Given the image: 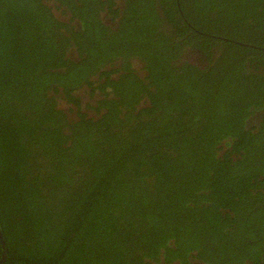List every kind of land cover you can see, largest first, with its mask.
Returning <instances> with one entry per match:
<instances>
[{"label": "trees", "instance_id": "16d2710c", "mask_svg": "<svg viewBox=\"0 0 264 264\" xmlns=\"http://www.w3.org/2000/svg\"><path fill=\"white\" fill-rule=\"evenodd\" d=\"M118 1L0 0L1 264H264V0Z\"/></svg>", "mask_w": 264, "mask_h": 264}, {"label": "rangeland", "instance_id": "374dc122", "mask_svg": "<svg viewBox=\"0 0 264 264\" xmlns=\"http://www.w3.org/2000/svg\"><path fill=\"white\" fill-rule=\"evenodd\" d=\"M117 2H119V1L117 0ZM54 13H55V15H58V16H60L63 19L65 18V15H66V13H65L64 16H62L60 10H58V11L56 10V11H54ZM68 15H69V13L67 14V16ZM107 24H109L108 21H107ZM71 56L76 57V54L73 51H71ZM185 60H187L190 63H198V61H197L198 59L196 58V56H194V54H190L188 52L181 59V61H185ZM134 64H135V69H137L138 73L142 74V72L140 71L139 64H137V63H134ZM200 64H205V63L202 62ZM78 94L81 96L82 101H83V105H82L83 109H82V111L86 112L89 116H94L95 112L92 111L91 108L86 106L85 104L89 103V104L94 106L96 104V102L100 99V95L98 93H96V94L90 96L85 88L79 90ZM58 102H59L58 103L59 107L64 109L68 113L69 118H73V119L76 118L74 115L71 117V113L68 112V109H69L70 105H68L67 103H65V102H63L61 100H59Z\"/></svg>", "mask_w": 264, "mask_h": 264}, {"label": "water", "instance_id": "95a60500", "mask_svg": "<svg viewBox=\"0 0 264 264\" xmlns=\"http://www.w3.org/2000/svg\"><path fill=\"white\" fill-rule=\"evenodd\" d=\"M1 232V231H0ZM0 240H1V243H2V245H3V247H4V237H3V235H2V233H0ZM5 256H6V254H5V251H3V255H2V257L0 258V264L4 261V259H5Z\"/></svg>", "mask_w": 264, "mask_h": 264}, {"label": "flooded vegetation", "instance_id": "af4514ba", "mask_svg": "<svg viewBox=\"0 0 264 264\" xmlns=\"http://www.w3.org/2000/svg\"><path fill=\"white\" fill-rule=\"evenodd\" d=\"M260 115H261V112L260 113H258V112L255 113V116H260Z\"/></svg>", "mask_w": 264, "mask_h": 264}]
</instances>
